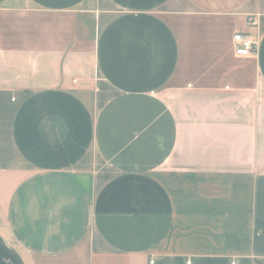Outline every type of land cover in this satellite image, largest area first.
Listing matches in <instances>:
<instances>
[{
    "label": "crops",
    "instance_id": "crops-1",
    "mask_svg": "<svg viewBox=\"0 0 264 264\" xmlns=\"http://www.w3.org/2000/svg\"><path fill=\"white\" fill-rule=\"evenodd\" d=\"M0 264H264V0H0Z\"/></svg>",
    "mask_w": 264,
    "mask_h": 264
},
{
    "label": "built area",
    "instance_id": "built-area-1",
    "mask_svg": "<svg viewBox=\"0 0 264 264\" xmlns=\"http://www.w3.org/2000/svg\"><path fill=\"white\" fill-rule=\"evenodd\" d=\"M233 41L236 46L237 55L247 56L254 52L255 42L251 36L245 32L238 31L233 36Z\"/></svg>",
    "mask_w": 264,
    "mask_h": 264
}]
</instances>
